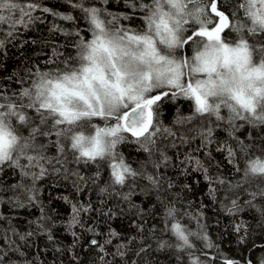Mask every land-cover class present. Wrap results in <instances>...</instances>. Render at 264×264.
<instances>
[{
  "label": "snow or ice",
  "instance_id": "snow-or-ice-1",
  "mask_svg": "<svg viewBox=\"0 0 264 264\" xmlns=\"http://www.w3.org/2000/svg\"><path fill=\"white\" fill-rule=\"evenodd\" d=\"M111 2L68 0L80 13L74 17L44 6L42 0H0V55L19 39L21 29L44 22L41 15H34L36 12L73 24L81 18L85 21L83 28L76 25L74 31L55 23L50 28L71 40L62 47H71L74 54L54 47L43 68L26 65L19 79L7 78L20 85L18 90L0 84V172L7 166L20 173V180L7 189L12 195L6 200L0 195V203L24 207L25 201H37L36 182L47 176L75 177L73 186L80 192L82 185L102 180L104 170L108 180L100 192L128 187V193H115L125 201L139 187V180H146L158 193L165 183L167 189H173V182L166 181L160 171L172 162L167 149L190 145L198 137L201 144L196 151L205 149L210 163L213 157L207 149L215 143L213 132L226 123L235 144L219 142L216 151L225 154L235 172L241 174L240 180L221 175L219 166L216 175L210 174L205 162L191 153L185 154L180 166L185 174L188 166L203 173L213 202L223 190L220 203L229 214L243 210L242 195L248 197L243 201L245 206L256 207L257 198L264 200V154H253L252 146L234 133L243 126L236 121L264 129V0H120L129 10L120 14L111 11ZM169 99L189 102L190 110L182 114L177 108L172 123L166 126L160 119L161 106ZM126 143L147 154L139 169L118 150V145ZM52 148L55 154L49 155ZM241 154L243 168L238 163ZM90 164L96 165L92 177L70 167ZM148 165L154 173L147 170ZM64 199L68 201V197ZM160 202L165 231L171 234L172 242L162 240L158 247L174 249L179 254L178 264H184L185 257L186 264H215V257L207 250L218 252V246L200 224L203 213H181L174 202ZM91 210V203L72 204L70 223L85 227L80 213ZM259 211L264 215V207ZM111 212L109 209L105 215ZM184 217L195 219L199 230L189 228ZM4 219L0 216V222ZM47 219L42 215L31 222L37 225L35 231L23 233L9 221L0 236V264H17L12 257L24 255L14 236L27 242L46 232L52 241L54 237L44 223ZM138 227L144 231L143 225ZM245 228L241 223L235 230ZM72 235L74 247L80 237L75 232ZM109 236L115 238L119 233L113 230ZM142 241L136 256L147 251ZM196 241L203 247L198 248ZM240 242H244L243 236ZM135 243L136 237H132L127 244L117 245L114 259L119 257L123 264H129V246ZM90 244L104 253L101 264H114L105 260L111 238L103 244L91 239ZM220 255L222 264H241Z\"/></svg>",
  "mask_w": 264,
  "mask_h": 264
},
{
  "label": "trees",
  "instance_id": "trees-1",
  "mask_svg": "<svg viewBox=\"0 0 264 264\" xmlns=\"http://www.w3.org/2000/svg\"><path fill=\"white\" fill-rule=\"evenodd\" d=\"M44 6L55 10L62 14H71L79 17L80 13L71 7L68 0H42ZM114 13L120 14L126 11L125 5L120 0H112L108 6ZM34 15H41L44 22H36L31 28L21 29L19 39L9 45L0 55V84H4L8 89H19L20 85L14 83L8 77L19 79L24 75L25 66L39 65L44 67V62L53 54V48H59L61 51L75 53L71 47L64 49L62 46L71 44V40L67 39L62 33L51 32L50 28L55 23L64 28L74 31L75 26L84 27L85 21L81 18L75 21H61L51 14L36 12ZM127 24V21H123ZM136 23H140L138 20ZM90 38V34H88ZM179 108L182 114H187L190 110L189 102L178 99L172 102L171 99L165 101L161 106V121L167 126L170 125L176 115V109ZM225 115L227 113L225 112ZM243 124L234 136L251 145V152L256 155L264 154L261 151L264 148V129H253L250 125ZM228 125L221 123L213 132L215 143L209 145L207 151L212 154V161L209 163L205 155V149L199 152L196 149L200 146V138L191 141V144H185L177 148H168L167 154L172 158V162L166 168L160 169L165 175V180H171L174 184L173 189H167V183L160 189L159 193L152 189L146 180L137 181L139 187L133 190L129 201H125L116 192L125 194L129 192L128 187L116 186L115 192L111 189L109 192L101 193L100 188L104 187L105 181L108 180V172H102V180L96 183H87L82 185L83 191L77 192L73 186L75 177L63 179L59 176H47L36 182L39 189L37 201L27 203L26 206H12L8 203H0V216L5 219L0 222V236L4 234V230L9 227V221L16 227L18 232L35 231L37 225L31 222L37 221L42 215L48 219L44 221L51 231L54 239L49 241L48 233H40L28 238L27 242L19 241L18 237H13L19 244L23 256L14 255L13 260L17 264H101L100 257L104 253L100 252L96 247L90 244L91 239H97L101 244L105 240L111 238L112 244L107 245L108 255L106 261H114V264H123L119 257H113L116 246L120 243L127 244L128 240L136 237V243L130 245L129 255L126 258L131 264L137 261L138 264H178L177 255L174 249H160V241H171V234L165 231L164 208L161 199L165 202L172 201L180 209L181 213L190 212L193 216L203 213L200 224L206 226L207 235L211 242L218 246L216 249H208L214 257L215 264H222L223 257L240 261L241 264H260L264 260V215L259 209L264 207V200L257 198L254 203L256 207H248L243 204L247 196H241L242 211L235 214H229L225 208L221 206L220 201L224 199L223 190L217 195L216 202H213L208 195L209 185L203 178L202 172L192 171V166H188L187 172L183 171L180 166V160L184 158L186 153L202 159L206 166L209 167L210 174H217V166L219 173L230 180L236 181L241 179V174L235 172V169L228 163L224 153L216 151L217 144L228 140L229 143L235 144L234 139L229 137ZM164 143H167L165 141ZM118 150L122 152L126 160L132 164L134 168L139 169L142 162L147 160V154L143 151H137V145L121 144ZM49 155L55 154V149H50ZM154 156L153 159H157ZM239 166L243 168V154L238 159ZM70 167L78 168L81 175L92 177L96 171V165H70ZM147 170L154 173L155 169L148 165ZM20 180V173L5 166L4 171L0 172V183L3 188L0 189V195L5 200L11 196L8 187ZM30 183V181H28ZM188 185L189 187H185ZM220 188L219 185H216ZM143 189V190H142ZM179 196L177 200L176 197ZM64 197H68L65 201ZM91 203L93 210L81 212L79 220L85 227L73 225L72 221V204L88 205ZM228 203V201H225ZM43 209V213L41 212ZM112 210L111 214L108 213ZM184 223L189 228L196 231L199 230L200 224L195 219L184 217ZM245 224L246 228L240 232L235 230L237 224ZM139 225L144 226V231H139ZM153 227L155 231L153 232ZM88 228L94 231H88ZM119 233L118 237H110V231ZM75 232L80 238L74 244L72 233ZM244 242L241 243V237ZM143 238V241H142ZM143 246L147 249L145 253L136 256L135 252ZM197 247L202 248L203 243L196 241ZM60 249V251H57ZM76 257L77 259H74ZM187 258L185 257L184 264Z\"/></svg>",
  "mask_w": 264,
  "mask_h": 264
}]
</instances>
